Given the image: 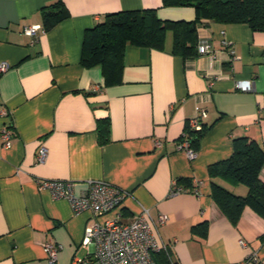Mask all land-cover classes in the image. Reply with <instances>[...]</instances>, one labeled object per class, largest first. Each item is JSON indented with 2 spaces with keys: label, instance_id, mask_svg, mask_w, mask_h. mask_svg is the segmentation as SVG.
<instances>
[{
  "label": "crops",
  "instance_id": "1",
  "mask_svg": "<svg viewBox=\"0 0 264 264\" xmlns=\"http://www.w3.org/2000/svg\"><path fill=\"white\" fill-rule=\"evenodd\" d=\"M57 1L0 0V63L10 65L0 75V132L14 129L10 148L0 137V264H49L46 242L61 246L55 264H97L94 245L84 244L91 213L74 214L67 200L40 191L39 180H71L77 195L90 181L127 192L122 207L103 220L120 214L130 222L142 208L153 219L166 215L160 236L168 251L155 255L157 264H264V219L247 207L230 222L212 197L209 175L210 165L233 155L235 139L264 148V32L205 22L198 42L209 41L213 53L184 59L173 54L168 31L163 49L129 45L122 83L106 87L100 67L81 63L88 29L122 11L193 21L195 9L164 7L163 0H64L69 17L45 31L43 10ZM33 26L40 27L37 36L25 35ZM237 81H250L253 90H237ZM197 108L206 112L207 132L191 161L178 146ZM102 119L110 122L104 145ZM41 146L48 150L43 163ZM174 182L186 191L171 196ZM255 255L258 263L248 261Z\"/></svg>",
  "mask_w": 264,
  "mask_h": 264
},
{
  "label": "trees",
  "instance_id": "2",
  "mask_svg": "<svg viewBox=\"0 0 264 264\" xmlns=\"http://www.w3.org/2000/svg\"><path fill=\"white\" fill-rule=\"evenodd\" d=\"M163 6L193 7L196 18L193 21L162 20L156 10L122 11L107 15L102 23L85 32L82 65L85 68L100 67L104 84L110 87L123 81L124 60L129 45L163 49L168 31L173 32V54L184 59L199 55L197 29L205 22L248 24L254 32H264V0H163ZM68 17L64 0H58L43 10V27L45 31H50ZM202 127L200 132H192L188 127L185 130L196 152L207 132L204 123ZM97 131L100 144H106L110 134L109 119L99 120ZM233 148L229 159L209 166V175L213 180L212 197L232 223L240 219L247 207L264 219V181L261 179L264 148L247 137L235 139ZM217 179L243 185L248 193L237 195L218 183Z\"/></svg>",
  "mask_w": 264,
  "mask_h": 264
},
{
  "label": "built area",
  "instance_id": "3",
  "mask_svg": "<svg viewBox=\"0 0 264 264\" xmlns=\"http://www.w3.org/2000/svg\"><path fill=\"white\" fill-rule=\"evenodd\" d=\"M40 27L33 26L24 30L25 35L36 37ZM224 35V34H223ZM223 45L229 46V42L223 39ZM199 55H211L212 46L209 41H199ZM10 68L7 63H0V75L6 73ZM237 90L241 92H251L253 90L250 81H237ZM197 116L189 120V130L200 132L203 121L206 119V112L200 108L196 109ZM1 116L7 117L6 111H1ZM14 129L11 125H5L0 137L4 148L12 146ZM178 150L186 153L189 160L193 161L197 157V152L192 148L188 140V133H185ZM48 150L41 146L38 152L37 161L45 162ZM198 186L199 183L195 182ZM40 191H47L53 200H67L74 214L79 215L89 212L94 223L85 230L84 244L94 245L95 261L97 264H157L155 255L160 252H167L168 246L163 243L160 236V229L166 225L169 218L160 215L153 219L146 208H142V213L130 222H124L120 214L104 219L107 215L119 210L128 193L121 188L104 181H90L87 192L82 195L75 194V184L71 180H39L37 182ZM186 190L173 183L170 192L171 196L184 193ZM243 244V243H242ZM49 264H55L61 246L53 242H46L43 246ZM250 262L258 263L259 258L255 255L250 258Z\"/></svg>",
  "mask_w": 264,
  "mask_h": 264
}]
</instances>
